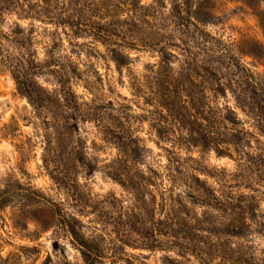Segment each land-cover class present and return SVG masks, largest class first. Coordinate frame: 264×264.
I'll return each instance as SVG.
<instances>
[{
	"label": "trees",
	"instance_id": "trees-1",
	"mask_svg": "<svg viewBox=\"0 0 264 264\" xmlns=\"http://www.w3.org/2000/svg\"><path fill=\"white\" fill-rule=\"evenodd\" d=\"M239 1L264 14V0ZM215 4L216 0H0V62L8 64L18 92L35 109L53 103V180L67 194L65 202L53 207L85 264L97 259L93 239L62 208L76 194V169L90 171L99 165L74 136L78 121L94 122L102 140L115 146L117 155L102 165L108 176L128 187L137 202L147 192L152 217H164L155 219L145 248L176 247V256H167V264H186L190 256L197 264H213L215 255L227 264H264V246L250 239L253 233L262 234L264 222L255 227L246 222L245 210L233 202L244 194L230 191L225 172H215L192 152L198 148L200 153H235L238 158L253 154L245 150L252 133L236 127L239 118L232 106L218 102L227 92L243 111H253L256 104L255 109L264 113V85L247 80L251 70L239 56L261 59L264 47L257 40H229L212 33L207 25L216 17ZM143 50L154 53L156 61L136 73L130 66L131 53ZM100 62L114 64L121 74L126 71L136 90L142 82L155 85L163 98L162 114L176 123L167 140L185 152L177 151L176 157L167 156L166 163L158 165L140 161L151 149L141 144L132 128L122 127L135 113L128 98L115 90L112 77L93 66ZM38 73L53 75V88L38 80ZM163 133L159 130L157 137ZM68 148L69 161H61L59 155ZM164 178L168 185L161 183ZM208 178H216L217 186ZM175 183L182 186L177 192Z\"/></svg>",
	"mask_w": 264,
	"mask_h": 264
},
{
	"label": "rangeland",
	"instance_id": "rangeland-1",
	"mask_svg": "<svg viewBox=\"0 0 264 264\" xmlns=\"http://www.w3.org/2000/svg\"><path fill=\"white\" fill-rule=\"evenodd\" d=\"M215 15L213 23L207 25L212 33L229 40H257L264 47V14H257L239 0H216ZM131 56L130 66L136 73L144 72L147 64L156 61L155 54L146 50L133 52ZM239 56L251 70L247 80L264 85V55L261 59ZM93 66L100 73H108L115 90L131 103L135 116L129 125L125 122L122 127L132 128L142 138L141 144L151 149L140 160L142 163H166L167 156L174 158L177 151L185 152L177 149V143L167 140V132L174 130L176 123L162 114L163 98L155 91L154 84L142 82L136 90L130 86L126 71L119 73L114 64L100 62ZM192 76L196 81L194 73ZM36 78L53 88V75L38 73ZM77 90L82 92L80 87ZM260 96V104H264V88ZM218 102L232 106L239 118L236 127L252 133L250 146L246 144L245 150L253 154L238 158L235 153L233 157L216 156L213 151L200 153L198 148L192 152L201 156L203 164L213 166L215 172H225L223 178L230 191L244 194L245 198H235L233 202L243 207L246 222L255 227L259 221L264 222V135H261L264 113L261 115L255 109L256 104L253 111L247 108L243 111L230 92L220 96ZM106 124L119 129L117 124ZM78 127L75 138L80 140V147H85L84 151L97 158L99 165L90 171L76 169L73 177L79 182L76 194L62 208L75 217V225L81 232L93 239L97 250L93 264H135L137 260L142 264H167V256H176V247L169 250L144 247L151 240L155 219L164 217L161 213L152 217L147 192L137 202L128 187L105 172L103 163L114 158L117 150L112 143L102 140L95 123L78 121ZM159 130L164 132V137H157ZM165 147L175 151L167 152ZM65 150L59 158L68 162L69 148ZM215 179L208 178L214 187ZM161 183L168 185L169 181L164 178ZM180 187L174 184L176 192ZM66 196L65 187L53 180V103L35 109L18 92L8 64L0 62V264H85L76 242L61 222V215L53 207L65 202ZM193 208L201 210L199 205ZM250 239L264 246V230L262 234L253 233ZM190 257L186 264H197ZM221 261L215 255L213 264H227Z\"/></svg>",
	"mask_w": 264,
	"mask_h": 264
}]
</instances>
